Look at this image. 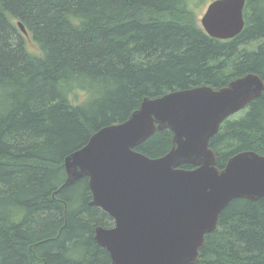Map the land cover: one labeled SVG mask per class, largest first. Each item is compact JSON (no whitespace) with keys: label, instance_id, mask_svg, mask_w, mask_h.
<instances>
[{"label":"trees","instance_id":"16d2710c","mask_svg":"<svg viewBox=\"0 0 264 264\" xmlns=\"http://www.w3.org/2000/svg\"><path fill=\"white\" fill-rule=\"evenodd\" d=\"M206 2L0 0V264H109L95 228L114 220L90 204L88 177L57 192L66 156L146 96L264 78V0H247L245 29L226 40L199 23ZM172 141L157 130L136 149L160 157ZM210 145L220 168L264 155V92ZM200 253L195 264H264V198L233 200Z\"/></svg>","mask_w":264,"mask_h":264},{"label":"water","instance_id":"95a60500","mask_svg":"<svg viewBox=\"0 0 264 264\" xmlns=\"http://www.w3.org/2000/svg\"><path fill=\"white\" fill-rule=\"evenodd\" d=\"M246 4L213 0L201 24L212 37L234 38L245 29ZM263 92L264 78L250 72L218 89L202 85L146 96L126 120L98 129L66 156L67 179L57 192L88 177L90 204L114 220L112 227L95 228L109 264H195L233 200L264 198V155L241 151L220 169L210 147L221 124ZM165 129L173 133L166 154L149 157L136 149Z\"/></svg>","mask_w":264,"mask_h":264},{"label":"rangeland","instance_id":"374dc122","mask_svg":"<svg viewBox=\"0 0 264 264\" xmlns=\"http://www.w3.org/2000/svg\"><path fill=\"white\" fill-rule=\"evenodd\" d=\"M213 0H207V2L203 5V7H200V15H199V23L201 24V18L203 17V14L205 13L208 5L212 2ZM202 25V24H201ZM81 97H83L81 95ZM80 97V99H81Z\"/></svg>","mask_w":264,"mask_h":264},{"label":"flooded vegetation","instance_id":"af4514ba","mask_svg":"<svg viewBox=\"0 0 264 264\" xmlns=\"http://www.w3.org/2000/svg\"><path fill=\"white\" fill-rule=\"evenodd\" d=\"M238 113H239V112H238ZM236 114H237V113H236ZM221 125H222V124H221ZM220 128H221V127H220ZM210 141H211V140H210ZM210 147L212 148L211 145H210ZM212 149H214V148H212ZM214 150H215V149H214ZM215 152H216V151H215ZM216 154H217V153H216ZM217 157H218V155H217ZM231 157H232V156H231ZM231 157H230V158H231ZM230 158H229V159H230ZM229 159H228V160H229ZM227 162H228V161H227ZM217 163H218V161H217ZM226 164H227V163H226ZM217 166H218V165H217ZM225 166H226V165H225ZM183 167H184V165H183ZM184 168H186V167H184ZM191 168H193V166H192ZM219 168H220V167H219ZM223 168H224V167H223ZM223 168H220V169H223ZM188 169H189V168H188ZM113 225H114V224H113ZM113 225H112V226H113ZM112 226H111V227H112Z\"/></svg>","mask_w":264,"mask_h":264}]
</instances>
